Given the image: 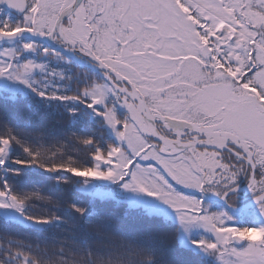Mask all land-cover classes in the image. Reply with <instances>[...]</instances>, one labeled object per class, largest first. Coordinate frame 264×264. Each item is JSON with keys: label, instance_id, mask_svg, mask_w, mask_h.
Here are the masks:
<instances>
[{"label": "snow or ice", "instance_id": "obj_1", "mask_svg": "<svg viewBox=\"0 0 264 264\" xmlns=\"http://www.w3.org/2000/svg\"><path fill=\"white\" fill-rule=\"evenodd\" d=\"M0 264H264V0H0Z\"/></svg>", "mask_w": 264, "mask_h": 264}, {"label": "trees", "instance_id": "obj_2", "mask_svg": "<svg viewBox=\"0 0 264 264\" xmlns=\"http://www.w3.org/2000/svg\"><path fill=\"white\" fill-rule=\"evenodd\" d=\"M216 206L218 208H223L218 203H216ZM95 208L102 214L114 215V216H117V217L120 215V213L123 212V208L122 207L121 208H117L113 204H110V203L109 204L97 203L95 205ZM147 226H148V224H147V222H145V227H147ZM18 228H19V231L21 233L28 232V233H31L32 235H36V233L33 230L29 229V228H26V227H23V226H18Z\"/></svg>", "mask_w": 264, "mask_h": 264}, {"label": "rangeland", "instance_id": "obj_3", "mask_svg": "<svg viewBox=\"0 0 264 264\" xmlns=\"http://www.w3.org/2000/svg\"><path fill=\"white\" fill-rule=\"evenodd\" d=\"M83 70H84L85 72H88L89 74H92V72H90L89 70H86V69H83ZM92 75H96V74H92ZM96 76H97V75H96ZM245 195H246L245 192H243V193L241 192V201H240L241 204H243V203L245 202ZM207 202H209V201L207 200ZM209 203L212 204L214 210L219 209V208H216L215 205H214L212 202H209ZM248 238H249V239H259L260 236H259L258 233L251 232V233L248 234Z\"/></svg>", "mask_w": 264, "mask_h": 264}, {"label": "water", "instance_id": "obj_4", "mask_svg": "<svg viewBox=\"0 0 264 264\" xmlns=\"http://www.w3.org/2000/svg\"><path fill=\"white\" fill-rule=\"evenodd\" d=\"M72 58L76 59L75 57H72ZM78 62H80V61H78ZM80 63H81V62H80ZM89 67L92 68V69H95V70H99V69H97V68H95V67H93V66H91V65H89ZM241 192H244L243 188H242ZM219 201H220V200H219ZM220 202L223 203L222 201H220Z\"/></svg>", "mask_w": 264, "mask_h": 264}]
</instances>
